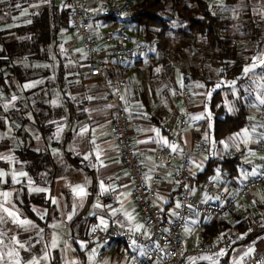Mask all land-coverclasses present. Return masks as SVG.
Wrapping results in <instances>:
<instances>
[{"label":"crops","instance_id":"obj_1","mask_svg":"<svg viewBox=\"0 0 264 264\" xmlns=\"http://www.w3.org/2000/svg\"><path fill=\"white\" fill-rule=\"evenodd\" d=\"M99 21L96 20L94 24L98 26ZM12 24L13 22L6 23L5 27H12ZM14 36L16 35L11 34L10 37ZM66 44L60 40L51 48V54L58 55L56 58L52 56L53 60L49 56L42 61L27 58L14 62L22 69H32L34 77L19 82L11 75L4 78V83H0V167L8 169L10 175L6 180L0 177V190L9 189L7 199L12 202V210L20 219L32 222L31 225L23 226L13 222L14 244H25L23 246H26V250L32 248L31 262L38 261V264H136L141 251L139 246L124 245L106 236H99L96 240L85 236L86 230L89 231L93 225L101 229H132L135 224H142L130 195V182L115 138L109 129V90L116 82H122L132 145L141 162L146 165L147 175L152 172L151 155L154 148L165 147L172 150L169 145H176V151H179L181 144L192 149L202 141L208 143L205 138L212 135L211 120L204 107L207 92L202 86L194 85L189 88L193 96L189 122L193 120V126L184 128L180 142L171 143L167 140L166 145L163 142L166 138L163 128L175 120L181 107L173 95H167L166 82L172 86L171 94L175 88L184 86L180 69L173 66L162 78H154L149 73L147 75L143 61H137L141 57L121 64L108 57L104 71L106 83H103L100 77L88 75L83 55L82 58L75 56L78 54ZM257 57L264 58V47ZM256 58L248 61L244 68L258 64ZM57 60L63 64L65 73L63 81L57 83L54 80L53 84L49 70L56 67ZM118 66L122 67L118 69ZM6 74L8 72L4 71V75ZM243 77L245 81L249 79L252 82L255 94L254 99L246 104L248 115L250 114L249 125L262 135L264 105L259 103L257 96H264V68L257 67L254 72L243 73ZM243 80L237 81L235 78L224 82L223 87L234 86L230 95H234L235 104H239L241 100L238 97L242 91L238 86ZM40 111L44 117L38 118ZM194 117L200 118L193 119ZM85 128L87 131H84ZM240 129L221 139L224 143L227 140L231 144L227 153L218 148L217 155L211 157L221 160L235 156L232 168L218 163L206 180L195 184L196 195L200 200H218L220 192H235L245 179V174L249 175L257 170L261 153L253 161H243V156L248 153L243 147L244 137L239 132ZM154 130H158L159 135ZM238 133L241 136L236 138ZM4 139H7L6 144L2 142ZM237 142L241 143V148ZM25 149L40 154L36 163L30 156L24 157L22 152ZM208 160L204 162L200 156H192L191 174L201 172ZM171 166L161 164L162 170L157 176L160 187L155 196L156 205L167 213L172 212L175 207L178 189L171 177ZM244 170L248 171L244 173ZM19 173H26V176ZM101 182L106 191L101 189ZM210 182L213 187L207 190L206 186ZM76 186H82L86 195L77 196L73 192ZM36 188L44 191H35ZM113 210H116L114 215ZM125 212L131 213L134 220L129 222ZM235 216H247L251 228L264 229V185L240 199ZM101 219L106 222V227L101 224ZM211 219L213 218L206 217L203 222ZM197 227L196 218L187 222L184 227L186 244L198 243ZM254 238L255 247L249 255L264 248V231ZM243 244L227 249L221 244H215L212 254L203 255L212 257L211 260L201 259L203 256H200L190 264H217L221 260H224V264H236L247 252L239 250ZM107 247L111 250L100 255V249ZM222 250L225 254L218 255ZM12 255H6V260H9L7 264H17L20 260L16 255L12 258ZM50 256L53 259L56 256L59 261L53 263L51 260L52 263H47Z\"/></svg>","mask_w":264,"mask_h":264},{"label":"trees","instance_id":"obj_2","mask_svg":"<svg viewBox=\"0 0 264 264\" xmlns=\"http://www.w3.org/2000/svg\"><path fill=\"white\" fill-rule=\"evenodd\" d=\"M37 1L0 0V83H4V78L11 75L19 82L34 77L32 69H22L14 63L17 60L28 58L42 61L47 60L49 56L58 57L57 53L51 54V48L57 44L63 28L69 26V7L68 10H62L64 4L58 7L52 0H44L38 6V3H35ZM222 1L230 4L237 2ZM66 2L68 5V0ZM261 3L264 4V0ZM35 6L36 12L31 13ZM242 6L237 19L220 15L212 0H125L121 7L126 9V20L133 25L135 34L140 36L142 41H154L156 49L162 54L159 60L163 63L171 58L170 47L174 43L182 42V46L201 45L202 49L198 50L204 52L197 58L198 62L179 69L185 87L193 88L191 81L203 82L207 87L215 86L210 98L206 100L211 120L210 131L215 141H220L227 134L237 131L247 122L248 110L245 103H241L233 113L225 110L221 87L225 81L244 79V65L251 60L258 46L264 41V20L254 14L253 4L249 3V0H244ZM104 18H110L114 22L116 19ZM11 22L12 27H5L6 23ZM11 34L16 36L11 38ZM206 61L208 64H217L219 85L207 76L204 64ZM153 64L156 62H150L149 66ZM121 67L118 66V69ZM172 67L167 69L168 72ZM52 69L56 75L52 83L63 81V64L57 60L56 67L51 68L49 73ZM5 70H8L6 75ZM37 117H44L43 112L40 111ZM22 153L24 157L30 156L35 163L40 156L28 149ZM235 159V156L221 160L209 159L203 170L195 175V184L206 180L218 163L232 168ZM250 223L249 217L235 216L234 210L226 216L202 222L198 242H208L214 247L215 244H221L224 234H238V239L231 247L246 243L264 231L262 228H251ZM87 234L86 230V237ZM217 264H224V260Z\"/></svg>","mask_w":264,"mask_h":264},{"label":"built area","instance_id":"obj_3","mask_svg":"<svg viewBox=\"0 0 264 264\" xmlns=\"http://www.w3.org/2000/svg\"><path fill=\"white\" fill-rule=\"evenodd\" d=\"M68 7L69 28L78 40L87 73L100 77L103 83H106L104 71L107 68L108 57L121 64L130 59L136 60L144 53L152 52L156 47L154 41L136 40L126 31L118 28L100 29L94 24V21L104 17H118L122 7L120 0H68ZM102 46H105V49H102ZM172 95L181 107L175 120L164 126L163 133L169 142L175 143L180 142L182 132L191 116L193 96L185 86L175 88ZM109 100L111 102L109 129L115 138L120 159L130 182V195L138 210L139 222H142L144 228L140 232H133L131 228L101 229L93 225L88 231V238L96 240L99 236H106L124 245L139 246L141 251L136 264H190L200 256L212 254L214 247L208 242L186 244L184 227L194 217L198 224L196 232H199L204 218L226 216L233 212L243 196L264 185V159L260 158L255 171L257 175L253 176L250 173L247 179L237 186L235 192L230 194L220 192L218 200L202 201L196 195L194 181L196 174L192 175L190 172V159L192 156H200L207 152L208 143L202 141L192 149L181 144L179 151L165 147L154 148L151 155L152 172L147 175L146 165L141 162L132 145L122 82L118 81L111 86ZM258 148L261 157H264V134L259 138ZM161 164L172 165L171 177L178 185L176 204L169 213L164 212L155 203V196L160 187L157 176L162 170ZM212 187V182L206 186L207 190ZM177 203L181 205L179 208L176 207ZM221 239V246L227 249L236 242L238 234H224ZM133 240L135 244L132 243ZM110 250V247L102 248L100 255ZM236 264H264V248L257 249Z\"/></svg>","mask_w":264,"mask_h":264},{"label":"rangeland","instance_id":"obj_4","mask_svg":"<svg viewBox=\"0 0 264 264\" xmlns=\"http://www.w3.org/2000/svg\"><path fill=\"white\" fill-rule=\"evenodd\" d=\"M52 1L58 7H60L62 4H64L62 6V10L63 9L68 10V5H67L66 0H52ZM124 1L125 0H120V2H122V5H123ZM43 2H44V0H38L35 3L36 4L38 3V6H39ZM261 2H262V0H249V3L253 4L252 7H253L254 14L258 18L264 20V4H262ZM212 3L214 4V7L218 10L219 14L222 15L223 17L230 16L232 19H237V15H238L240 9L243 7L242 5L244 4V0H237V2H235L233 4L225 3L222 0H212ZM34 8L35 9H33L31 13L36 12L37 6H35ZM126 19H127V11H126V9H121V14L118 17H116L115 22H114V20H112L110 18H102V20H100L98 22V26L100 29L118 28L121 31H126V32L130 33L134 39L141 40V37L135 34L133 25L130 22H128ZM235 27H236V24H235ZM60 40L63 43H67L66 45L70 46L71 51L74 50V52L76 54H78L75 56L82 58L81 57L82 51H81L80 45L78 43V40L75 37V35L73 34V32L70 30L68 25L63 28V31H62L60 37L58 38V41H60ZM200 46L201 45H199V44L193 45V46L192 45L182 46V42L174 43L170 47V53L171 54L169 57H171V58H169L168 62H166V63H163V61L159 60L161 58L162 54L155 47V49L152 52H148L146 54L144 53V55L141 56L140 61H143L144 68H146V70H147V75L149 73V75L151 74L154 78H162L164 74L168 73L167 69L171 66H175L178 68L179 67L187 68L189 64L197 63L198 62L197 58L199 56H201L202 53L204 52V51L201 52V50L200 51L198 50V49H202V47H200ZM262 47H264V41H262L261 44L258 46V48L256 49L255 53L253 54L251 60L253 58H256V56L260 55V50ZM53 59L54 58L52 57V60ZM152 61L156 62V64H153L150 67L149 63ZM204 64L206 66L205 70H206L207 76L209 78L214 79L216 81V83H218V85H219L220 78L218 76L219 69L217 67V64H215L214 62L208 64L207 61L204 62ZM157 68L160 69L159 72L156 71ZM139 69L141 70V68H139ZM54 71L55 70L52 69V71L50 72V77H52V79H54L56 76ZM5 72L7 73L8 70H5ZM245 80L246 79H244L243 83H240L238 86V88H240V91H242V93L240 94V97H238V98H240L243 103L247 104L248 102H251L254 99L255 94L253 93V88L251 85L252 82L249 79L247 81H245ZM191 83H193V85L202 86L206 90V92H207L206 99L207 100L210 98L211 93H212L213 89L215 88V86L212 87V85H209L207 87L203 82H199V81H191ZM221 88H222L221 89L222 103L224 105L225 110L227 112H231V113L235 112L237 110V108L239 107L241 100H240V102L238 100L239 104L238 103L235 104V99L233 98L234 95H230L232 90H234V86H227V87L222 86ZM171 91H172V86L167 81L166 82L167 95L172 96ZM171 96H170V98H172V100L175 102V100ZM204 107H205V111L208 112L207 104H205ZM249 115H248L247 124L244 125V127H242L239 131V132L243 133L244 129H248L249 136H250V140L247 143L244 142V138H243V147L245 148V151L248 153L247 155L243 156L244 162L248 161V160L253 161L254 158L257 157L258 153L260 152L259 148H258V141H259V138L261 137V134H259L256 129H255V131H253L254 127H251L249 125V122H250ZM187 124L188 125H186V126H188V127L193 126V120L190 122L188 121ZM205 139H207V141H208L209 149L207 152L200 155V157L202 158V160L204 162L206 160H208L209 158L217 155L218 148H220L223 151V153H227V151H229V149L231 147V144L227 140L225 141V143H221V141H223V140L216 142L211 136L210 137L207 136V138H205ZM2 142H4L3 144H6L7 139H4ZM225 145H227V147H225ZM237 145L240 148L242 147V146H240L241 143L239 144L237 142ZM234 147H236V146H234ZM247 157H249V158H247ZM0 171L4 173L3 177H1V178H3L4 180L9 178L10 175H9L8 169H5V168L2 169V167H0ZM246 171H248V170H244V173H246ZM242 172H243V170H242ZM9 191H10L9 189L0 190V203H4V201H5V197L2 195V193H4V192L10 193ZM7 201H8V199H7ZM11 205H12V202L8 201L5 206L12 210ZM0 217L4 218L3 221H0V241H2V242H0V256H3V259L0 260V264H7L9 262V260H6V255L10 252L14 256L16 255L18 257V259H20L19 264H30V262L33 258V249L29 248L28 250H26V246L20 247L21 243L20 244H14L15 243L13 240L14 236L12 233L14 224H13V220H10L13 218L10 217V219H9V217L2 210H0ZM255 242H256V238H254V240H251V241L244 243L242 246L239 247V250L248 251L250 248L253 249V247H255V245H254ZM23 245H25V244H23ZM13 255H12V258H14ZM54 257H55V259H53V256L51 257V259L48 258L47 263H52V261H53V263L55 261L57 263L59 260L58 259L56 260V256H54Z\"/></svg>","mask_w":264,"mask_h":264},{"label":"snow or ice","instance_id":"obj_5","mask_svg":"<svg viewBox=\"0 0 264 264\" xmlns=\"http://www.w3.org/2000/svg\"><path fill=\"white\" fill-rule=\"evenodd\" d=\"M175 26V24L173 25ZM259 63L256 64H252L250 67H245L244 68V73L245 74H248V73H251V72H254L256 70L257 67H261V68H264V58H260V57H257L256 58ZM157 72L160 71L159 68L156 69ZM262 79H264V77H262ZM234 83V82H233ZM32 85H26V87H31ZM175 94V93H173ZM15 99V97H13V100ZM89 99H92L91 97H89ZM257 100L259 101L260 104L264 105V96H257ZM200 117H194L193 119H199ZM84 131H87V129L85 128ZM157 132V135H159V132L158 130H154ZM253 131H255V129L253 128ZM82 134V133H81ZM241 136L240 133L237 134V137L236 138H239ZM243 137H244V142L247 143L249 140H250V136H249V132H248V129H244L243 130ZM146 142V141H145ZM163 142L164 144H168V141L166 138L163 139ZM221 143H224L223 141H221ZM169 147H171L172 151H176L177 150V146L176 145H169ZM225 147H227V145H225ZM87 159V157H85ZM97 158L99 159V154H97ZM261 159H264V157H261ZM193 163H195V161H193ZM197 167H199V165H197ZM4 173L3 172H0V177H3ZM19 175L21 176H26V173H19ZM247 175L248 174H245V179H247ZM251 175L255 176L257 175V173L255 172V170H253V172L251 173ZM13 179L15 180V176L13 177ZM101 189L102 190H107L105 189L104 187V184L103 182H101ZM35 191H44V189H40V188H36L34 189ZM73 192L79 196V197H83L86 195V192L84 190V188L82 186H76L75 188H73ZM2 195L5 197V201L4 203H0V210H2L8 217H12L13 218V222L14 223H17L19 225H31L32 222L29 221V220H25V219H20L19 216L14 212L12 211L10 208L6 207L5 205L7 204V198L9 197L10 193H7V192H4L2 193ZM55 202V201H53ZM100 205H97V207H99ZM181 205L179 203H177L176 207L179 208ZM191 207V206H189ZM116 210H113V215L115 214ZM125 217L127 218V220L129 222L133 221L134 220V217L131 215V213H128V212H125L124 213ZM173 215H175V213H173ZM3 217H0V221H3ZM69 219H71V216H69ZM101 224H103L105 227L107 226L106 225V222L101 219ZM34 226V225H33ZM144 228V225L143 224H135L133 227H132V231L133 232H140L141 229ZM95 231V229H93ZM186 231H189V229H186ZM145 235H147V233L145 232L144 233ZM150 238V237H149ZM2 242V241H0ZM19 243V242H17ZM133 244H135V240L132 241ZM55 240H53V247H55ZM83 246V245H82ZM20 247H23V244H20ZM253 250L250 248L247 252L244 253L245 256L249 255ZM93 254H95V249L93 250ZM225 254L223 252V250L218 253V255H223ZM8 255H12V253H8ZM3 259V256H0V260ZM91 259V257H90ZM201 259H205V260H211L212 257L210 256H204V257H201ZM243 260V257H241V261ZM17 264H19V261H17ZM30 264H38V261H33V262H30ZM214 264H216V262H214Z\"/></svg>","mask_w":264,"mask_h":264}]
</instances>
